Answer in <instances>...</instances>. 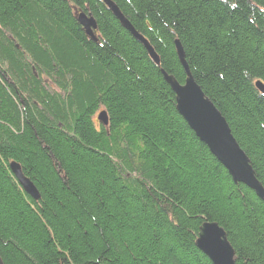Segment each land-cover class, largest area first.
I'll return each instance as SVG.
<instances>
[{
    "label": "trees",
    "instance_id": "obj_1",
    "mask_svg": "<svg viewBox=\"0 0 264 264\" xmlns=\"http://www.w3.org/2000/svg\"><path fill=\"white\" fill-rule=\"evenodd\" d=\"M113 1L159 64L99 0H0V264H213L196 245L205 221L236 264H264V198L198 138L162 73L185 82L179 40L264 187V0Z\"/></svg>",
    "mask_w": 264,
    "mask_h": 264
},
{
    "label": "water",
    "instance_id": "obj_2",
    "mask_svg": "<svg viewBox=\"0 0 264 264\" xmlns=\"http://www.w3.org/2000/svg\"><path fill=\"white\" fill-rule=\"evenodd\" d=\"M99 1L108 7L121 25L144 45L153 61L159 64V57L149 41L133 27L118 6L112 0ZM77 20L82 25L85 33L95 40L97 29L95 18L82 12L78 14ZM175 47L186 73L185 82H178L173 75H169L165 71H162V73L176 94L177 110L198 138L208 146L213 155L225 166L234 182L247 185L259 197L264 198V187L255 175L250 158L239 145L226 118L195 81L179 40H175ZM256 85L264 93V85L261 82H257ZM97 119L107 124L106 111L102 110ZM10 168L24 190L33 198L38 199L40 197L39 191L34 183L25 176L20 164L12 161ZM196 245L210 258L213 264H236L235 250L228 239L226 231L217 222L205 221L200 226Z\"/></svg>",
    "mask_w": 264,
    "mask_h": 264
},
{
    "label": "bare ground",
    "instance_id": "obj_3",
    "mask_svg": "<svg viewBox=\"0 0 264 264\" xmlns=\"http://www.w3.org/2000/svg\"><path fill=\"white\" fill-rule=\"evenodd\" d=\"M113 1V0H112ZM114 2V1H113ZM115 3V2H114ZM116 4V3H115ZM117 5V4H116ZM119 8V7H118ZM120 9V8H119ZM121 11V10H120ZM83 13H85V12H83ZM86 15H88V16H92L91 14H87V13H85ZM118 20V19H117ZM119 21V20H118ZM120 22V21H119ZM121 24V23H120ZM82 26V25H81ZM217 107V106H216ZM220 111V110H219Z\"/></svg>",
    "mask_w": 264,
    "mask_h": 264
}]
</instances>
